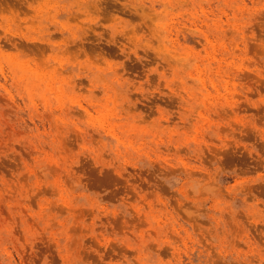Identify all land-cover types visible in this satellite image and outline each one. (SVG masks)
I'll return each mask as SVG.
<instances>
[{
  "label": "rangeland",
  "instance_id": "1",
  "mask_svg": "<svg viewBox=\"0 0 264 264\" xmlns=\"http://www.w3.org/2000/svg\"><path fill=\"white\" fill-rule=\"evenodd\" d=\"M0 264H264V0H0Z\"/></svg>",
  "mask_w": 264,
  "mask_h": 264
},
{
  "label": "bare ground",
  "instance_id": "2",
  "mask_svg": "<svg viewBox=\"0 0 264 264\" xmlns=\"http://www.w3.org/2000/svg\"><path fill=\"white\" fill-rule=\"evenodd\" d=\"M13 19V18H12ZM15 22V21H14ZM5 26V25H4ZM19 28V27H18ZM17 30V29H16ZM20 31V30H19Z\"/></svg>",
  "mask_w": 264,
  "mask_h": 264
}]
</instances>
